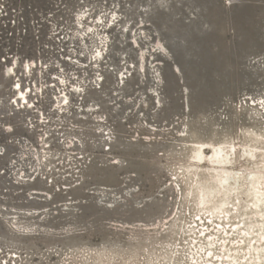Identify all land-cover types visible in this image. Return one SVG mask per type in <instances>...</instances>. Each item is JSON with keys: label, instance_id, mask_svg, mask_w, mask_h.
<instances>
[{"label": "rangeland", "instance_id": "374dc122", "mask_svg": "<svg viewBox=\"0 0 264 264\" xmlns=\"http://www.w3.org/2000/svg\"><path fill=\"white\" fill-rule=\"evenodd\" d=\"M0 5V264H264V0Z\"/></svg>", "mask_w": 264, "mask_h": 264}, {"label": "water", "instance_id": "95a60500", "mask_svg": "<svg viewBox=\"0 0 264 264\" xmlns=\"http://www.w3.org/2000/svg\"><path fill=\"white\" fill-rule=\"evenodd\" d=\"M167 20L168 17L163 14L150 18L154 30H157L164 40L163 49L169 54V58H166L169 70L166 69L163 77H161L165 97H169L179 83L185 88L187 85L192 87L200 86V79L194 75L193 61L187 57L190 45H184L178 39H175L180 38L181 35L175 32L174 26H169L166 30H162V24ZM199 91L200 94L197 93V97L201 98V95L204 94L202 86H200ZM183 105L185 106V102Z\"/></svg>", "mask_w": 264, "mask_h": 264}, {"label": "bare ground", "instance_id": "6f19581e", "mask_svg": "<svg viewBox=\"0 0 264 264\" xmlns=\"http://www.w3.org/2000/svg\"><path fill=\"white\" fill-rule=\"evenodd\" d=\"M1 12H2V9H1V5H0V16H1ZM15 63V61H14ZM26 67H27V64H26ZM8 70V69H7ZM17 87V86H16ZM15 94L16 96H19L20 99L23 98V91L19 90V89H15ZM210 146L211 148L208 150V152H210V154L208 155V160H210V158H220L222 155L225 154V152H228L230 153V150H225V147L223 146V142H220L218 144H213V143H210V142H199L197 143L193 148H191V151H190V154H189V157L192 158V159H195L197 161H202V159L204 158L205 156V151H204V148L205 147H208ZM232 146V145H231ZM228 161V160H227ZM210 162V161H209ZM220 162V161H219ZM192 164V163H191ZM216 164V163H215ZM217 164H226V162H222V163H218ZM202 182H200L196 188H195V194H199L201 192V189H198L199 185H201ZM262 200V199H261ZM264 242V240H262ZM264 254V253H263Z\"/></svg>", "mask_w": 264, "mask_h": 264}]
</instances>
